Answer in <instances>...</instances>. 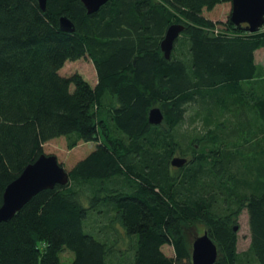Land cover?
Instances as JSON below:
<instances>
[{
  "label": "trees",
  "instance_id": "trees-1",
  "mask_svg": "<svg viewBox=\"0 0 264 264\" xmlns=\"http://www.w3.org/2000/svg\"><path fill=\"white\" fill-rule=\"evenodd\" d=\"M231 2L110 0L90 15L81 0H48L45 11L0 0V209L46 144L96 145L67 186L0 224V264H66L67 252L70 264H193L195 228L217 245L215 264H264V149L245 118L254 111L264 133V26L205 17ZM176 24L184 31L167 60L161 43ZM79 61L94 66L95 85L63 73ZM154 109L161 125L149 122ZM190 114L205 132H184ZM176 156L187 164L173 167ZM245 211L251 243L240 253Z\"/></svg>",
  "mask_w": 264,
  "mask_h": 264
},
{
  "label": "water",
  "instance_id": "water-1",
  "mask_svg": "<svg viewBox=\"0 0 264 264\" xmlns=\"http://www.w3.org/2000/svg\"><path fill=\"white\" fill-rule=\"evenodd\" d=\"M48 0H38L40 8L45 11ZM110 0H81L88 14L97 13ZM231 22L238 27L247 25V31L256 33L264 26V0H232ZM61 30L73 33L75 27L66 17L60 19ZM184 31L183 25H173L161 43V49L167 60L170 59L176 41ZM164 121L159 109L151 111V125H161ZM186 159L175 158L172 166L182 168ZM70 183L69 173L59 163L56 156L42 155L34 164L29 165L19 179L10 184L4 193L3 206L0 209V224L11 221L35 196L56 186H67ZM238 227L235 228V231ZM218 259V248L209 237L208 232L199 236L193 244V264H215Z\"/></svg>",
  "mask_w": 264,
  "mask_h": 264
},
{
  "label": "rangeland",
  "instance_id": "rangeland-1",
  "mask_svg": "<svg viewBox=\"0 0 264 264\" xmlns=\"http://www.w3.org/2000/svg\"><path fill=\"white\" fill-rule=\"evenodd\" d=\"M232 13V5L231 4H223L217 6L213 11L205 12V17L208 20L213 21L214 23L218 22H226L229 19L230 14ZM220 29V28H219ZM215 33H218V30L214 29ZM256 63L260 68L261 77L264 79V49L260 50L256 54ZM80 73L82 77L85 78V80L89 81L90 84L95 85L96 84V74L94 66L88 62L79 61L75 63H71L66 65L63 73L66 75H71L73 73ZM255 112L251 111L249 112V116H246L245 118L249 119L255 125V128L253 129V136L251 137L254 140V143L252 144L253 147L257 150L258 146V152L259 149H264V133L262 130L261 123L256 119ZM202 119H199L196 117L193 118V115L190 114V117L188 119V126L184 128L185 133H202L205 132V120L203 116H201ZM219 117V116H218ZM220 120H223V117H219ZM252 124V125H253ZM256 136V137H255ZM238 141V140H237ZM96 145L93 143H83L79 142L76 148L70 149L69 148V140L67 138H61L57 140H53L45 145L44 152L48 156H56L58 158V161L60 164L63 165V168L66 171H70L79 161L85 159L90 153H92L95 150ZM186 147V146H185ZM176 158L184 159L182 156H176ZM238 252L244 253L248 251L251 243V234H250V227L248 222V215L247 212H243L242 215L239 218L238 223ZM203 228H195L191 230L190 233V240H191V248L193 251V244L196 241V239L199 236H203L204 233ZM120 249L126 248V240L122 239L120 240V244L118 246ZM164 252L168 256H173V249L171 247H165ZM192 254V253H191ZM63 262L66 264H70L72 262V255L70 253H64L62 256Z\"/></svg>",
  "mask_w": 264,
  "mask_h": 264
},
{
  "label": "bare ground",
  "instance_id": "bare-ground-1",
  "mask_svg": "<svg viewBox=\"0 0 264 264\" xmlns=\"http://www.w3.org/2000/svg\"><path fill=\"white\" fill-rule=\"evenodd\" d=\"M231 5H232V2H231Z\"/></svg>",
  "mask_w": 264,
  "mask_h": 264
}]
</instances>
